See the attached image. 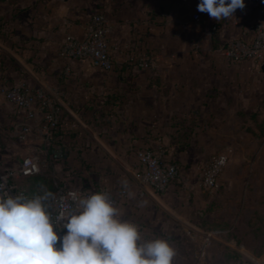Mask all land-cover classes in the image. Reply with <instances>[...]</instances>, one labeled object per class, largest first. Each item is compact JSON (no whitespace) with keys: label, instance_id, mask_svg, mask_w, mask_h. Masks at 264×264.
Here are the masks:
<instances>
[{"label":"crops","instance_id":"crops-1","mask_svg":"<svg viewBox=\"0 0 264 264\" xmlns=\"http://www.w3.org/2000/svg\"><path fill=\"white\" fill-rule=\"evenodd\" d=\"M244 3V11L237 9L230 18L216 21L201 12V20L194 21L197 0H0V85L26 81L47 90L60 106L52 147L64 155L53 161V148L47 149L39 174L85 192L111 190L121 219L138 226V244L166 239L174 246L180 231L196 237L197 215L202 217L207 199L195 151L210 147L208 140L237 111L264 100V69L224 54L230 40L244 30L250 40L249 27L264 24V0ZM97 12L110 27L112 71L58 56L65 34L82 37ZM142 58L150 61L139 65ZM22 123L0 88L3 167L16 166L44 146L38 129L27 143L18 141ZM142 149L160 151L164 161L182 166L164 191L138 180ZM217 243L235 245L233 239Z\"/></svg>","mask_w":264,"mask_h":264},{"label":"clouds","instance_id":"clouds-1","mask_svg":"<svg viewBox=\"0 0 264 264\" xmlns=\"http://www.w3.org/2000/svg\"><path fill=\"white\" fill-rule=\"evenodd\" d=\"M244 7V0H200L197 10L219 21ZM46 200L0 196V264H172L169 241L138 244V226L121 219L107 193L73 196L76 209L57 218L56 230Z\"/></svg>","mask_w":264,"mask_h":264},{"label":"built area","instance_id":"built-area-1","mask_svg":"<svg viewBox=\"0 0 264 264\" xmlns=\"http://www.w3.org/2000/svg\"><path fill=\"white\" fill-rule=\"evenodd\" d=\"M247 1L258 2V0ZM197 2L199 3L200 0ZM244 9L245 7L240 10L244 11ZM191 17L194 21H200L202 14L195 12L192 13ZM248 30L252 31V38L247 39L245 37L247 30H244L240 37L227 43L224 54L234 62L250 60L260 67L264 63V24L256 23ZM109 32L110 27L104 16L97 12L90 17L82 37L74 36L71 33L65 34L58 49V56L65 61H85L94 68L112 71L116 65L108 39ZM149 61V59L142 58L139 60V65H144ZM117 68H120V65ZM64 73H69L68 67L65 68ZM1 92L5 100L22 117L23 123L15 132L18 141L27 143L34 129H38L43 136L44 146L23 156L16 166L3 167L0 159V185H3V188H0V196L5 193L12 197L25 196V193L17 188L15 180L18 177L39 174L46 166L47 162L42 155L47 152V149L53 148V133L61 124L60 106L47 90L42 87L31 88L26 81H19L12 86L3 87ZM63 155V150L58 147L53 148L50 153L53 161L59 160ZM227 158L225 152H219L213 155L210 161L201 168L199 181L202 186L213 188L216 185L217 176L225 166ZM138 159L141 164L140 170L136 173L138 180L156 191H164L172 181L178 178L179 169L176 163L164 161L160 151L142 149L138 152ZM100 192L107 193L114 206L117 204L118 199L111 190L104 189ZM126 192L125 189L120 190L121 195H125ZM91 194L94 193L85 192L65 184L58 186L53 209L50 213L54 230H56V221L59 216L75 211L76 203L73 196L85 198ZM59 234L62 236V231ZM211 235L212 233H207L205 236L203 249L210 242Z\"/></svg>","mask_w":264,"mask_h":264},{"label":"rangeland","instance_id":"rangeland-1","mask_svg":"<svg viewBox=\"0 0 264 264\" xmlns=\"http://www.w3.org/2000/svg\"><path fill=\"white\" fill-rule=\"evenodd\" d=\"M235 115L208 140L210 147L195 151L198 177L213 155L225 152L228 158L213 188H205L199 181L207 199L199 210L202 217L197 215L201 231L196 237L191 232H178L172 246L176 250L173 264H264V100ZM176 165L179 178L183 168ZM207 233L212 235L203 249ZM218 239H233L235 245H222Z\"/></svg>","mask_w":264,"mask_h":264},{"label":"trees","instance_id":"trees-1","mask_svg":"<svg viewBox=\"0 0 264 264\" xmlns=\"http://www.w3.org/2000/svg\"><path fill=\"white\" fill-rule=\"evenodd\" d=\"M15 184L28 198L47 195V200L44 201V203L49 214L52 212L58 185L54 183L51 177L45 174H36L17 178ZM62 233H65V230H63Z\"/></svg>","mask_w":264,"mask_h":264},{"label":"water","instance_id":"water-1","mask_svg":"<svg viewBox=\"0 0 264 264\" xmlns=\"http://www.w3.org/2000/svg\"><path fill=\"white\" fill-rule=\"evenodd\" d=\"M260 67H261V69H264V63Z\"/></svg>","mask_w":264,"mask_h":264}]
</instances>
